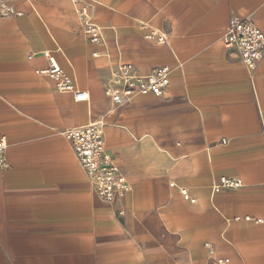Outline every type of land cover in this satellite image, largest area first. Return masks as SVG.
Wrapping results in <instances>:
<instances>
[{
	"label": "crops",
	"instance_id": "0c3cea01",
	"mask_svg": "<svg viewBox=\"0 0 264 264\" xmlns=\"http://www.w3.org/2000/svg\"><path fill=\"white\" fill-rule=\"evenodd\" d=\"M5 1L21 16L0 18V264H264V60L251 73L223 44L232 20L264 33V0H81L101 44L72 0ZM45 53L90 101L38 74ZM119 63L170 67L168 91L115 106ZM100 120L132 185L112 202L62 135Z\"/></svg>",
	"mask_w": 264,
	"mask_h": 264
},
{
	"label": "built area",
	"instance_id": "2783aa9c",
	"mask_svg": "<svg viewBox=\"0 0 264 264\" xmlns=\"http://www.w3.org/2000/svg\"><path fill=\"white\" fill-rule=\"evenodd\" d=\"M72 2L77 8V13L84 19L85 33L90 43L101 44L104 41L103 28L94 22L88 5L82 4L81 0ZM19 16L21 13L13 5L0 0V18ZM146 39L158 45L168 44V37L162 32H152ZM223 44L227 49H237L240 52L244 65L251 73H254L264 60V33L250 21L232 20L223 37ZM44 55L49 61V66L38 71V74L55 81L57 91L73 95L75 102L90 101L89 94L78 87L75 79L65 73L49 53ZM171 73L170 67H161L149 74L140 75L133 64L119 63L105 93L115 106L126 105L138 95L154 94L163 97L170 87ZM105 129V121L100 120L84 127L67 129L62 135L71 144L77 160L99 197L106 202H112L117 196L130 192L132 185L122 175L107 151ZM7 149V140L0 139V172L10 167ZM241 186V181L223 179L217 188L235 189ZM229 262L218 260L214 264Z\"/></svg>",
	"mask_w": 264,
	"mask_h": 264
}]
</instances>
